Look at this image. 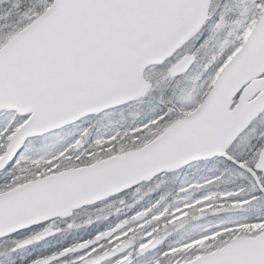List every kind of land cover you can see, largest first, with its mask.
<instances>
[{"label":"snow or ice","instance_id":"obj_1","mask_svg":"<svg viewBox=\"0 0 264 264\" xmlns=\"http://www.w3.org/2000/svg\"><path fill=\"white\" fill-rule=\"evenodd\" d=\"M0 264H264V0H0Z\"/></svg>","mask_w":264,"mask_h":264}]
</instances>
